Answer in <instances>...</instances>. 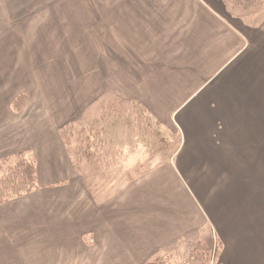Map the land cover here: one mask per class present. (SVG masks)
<instances>
[{
	"label": "crops",
	"instance_id": "0c3cea01",
	"mask_svg": "<svg viewBox=\"0 0 264 264\" xmlns=\"http://www.w3.org/2000/svg\"><path fill=\"white\" fill-rule=\"evenodd\" d=\"M10 12L0 0V158L30 154L38 188L0 206V264H183L201 247L218 249L214 264H264V18L236 16L223 0L82 6L67 24L88 71L83 117L113 91L163 126L167 118L180 139L172 161L103 195L61 135L80 115L74 99L62 119L51 106L52 120L37 48L27 51L25 25L11 31Z\"/></svg>",
	"mask_w": 264,
	"mask_h": 264
},
{
	"label": "rangeland",
	"instance_id": "374dc122",
	"mask_svg": "<svg viewBox=\"0 0 264 264\" xmlns=\"http://www.w3.org/2000/svg\"><path fill=\"white\" fill-rule=\"evenodd\" d=\"M4 1L11 11V28L25 25L19 30L22 34L25 33L27 51L34 56L37 48L42 62L37 65L35 71L36 76L42 80V86L39 87L42 99H39L47 112L52 114V120L62 119L66 114L64 110L68 104L71 105L66 103L68 96L74 99L72 108H75L76 113L80 112L78 120L68 123L62 131L64 143L68 145L72 157L81 169L80 173L88 179L87 186L103 195H110L117 188L158 171L169 159H174L180 139L178 134L169 128L167 118L163 126L161 122L149 117L140 105L126 102L114 95L113 91L106 92L104 98L92 104L83 117V75L88 71H83L82 39L77 38V33L68 32V24H72V18L82 15V6L90 0ZM22 4H25L24 8L19 6ZM227 8L236 16L253 21L264 18V8L258 11L248 10V13L243 11L244 9L234 10L230 5ZM19 18H22L21 23L18 22ZM54 21L55 29L52 25ZM44 22L46 32L51 33L48 37H45V28L40 27ZM11 45V62L19 64L18 55L14 54L15 44L12 38ZM32 71L34 73L33 68ZM89 77L90 75L87 77V83L90 82ZM13 103H16L14 107L17 110L13 109ZM27 104V95L21 93L13 100L12 109L21 113ZM51 106L53 110L58 109L61 118H57L58 113L56 115L54 111H50ZM20 155L32 159L28 153H17L2 157L0 161H7L5 169L8 170L18 159L14 156ZM37 188L38 186L33 190ZM217 255L218 249L206 255L204 259L195 257L193 264H214ZM163 258H155L154 264H174L171 257Z\"/></svg>",
	"mask_w": 264,
	"mask_h": 264
},
{
	"label": "trees",
	"instance_id": "16d2710c",
	"mask_svg": "<svg viewBox=\"0 0 264 264\" xmlns=\"http://www.w3.org/2000/svg\"><path fill=\"white\" fill-rule=\"evenodd\" d=\"M224 3H226L227 6H232L234 10L244 9L243 11H246V13H248V10L258 11L259 9L264 8V0H224ZM15 104L16 103H13V109L17 110V108L14 107ZM61 135L62 137L64 136V131L62 130ZM14 158L18 159L14 163V166L10 167L8 170L5 169V163H7V161H0V204L31 192L38 186L36 162L23 155L14 156ZM211 253L212 251L206 247L198 248L192 252L190 258L183 264H193L195 257L197 259H204L206 255ZM148 264H154V262L151 261Z\"/></svg>",
	"mask_w": 264,
	"mask_h": 264
}]
</instances>
